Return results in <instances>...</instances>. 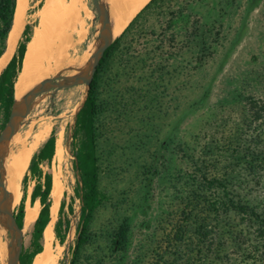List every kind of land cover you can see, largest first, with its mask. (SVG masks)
<instances>
[{"label": "rangeland", "instance_id": "obj_1", "mask_svg": "<svg viewBox=\"0 0 264 264\" xmlns=\"http://www.w3.org/2000/svg\"><path fill=\"white\" fill-rule=\"evenodd\" d=\"M190 1L193 3L190 12L198 9L204 13L203 21L215 20L216 27L220 28L213 32L218 33L219 44L201 68L193 69V49H149L150 38L142 35L132 45L133 54L165 50L176 55L166 61L163 73L155 71L151 77L149 69L141 67L140 62L138 65L131 60L123 68L116 61L100 87V188L105 197L92 230L100 233L121 215L129 217L134 234L130 260L135 256L138 242L154 235L162 213L174 207L172 190L165 177L141 180L138 167L152 161L153 153L156 163L170 159L173 165L184 167L186 160L176 151L177 142L203 144L214 138L218 146L231 147L255 140L253 144L264 149V110L255 120V107L250 104L251 100L264 104V0ZM50 2L52 0H29L23 28L31 24L32 33L39 28V14ZM65 3L70 2L65 0ZM71 8L70 18L65 16L57 27L45 33L53 49H49L44 78L72 72L96 39L98 20L92 0H77ZM160 38L163 32L158 30L155 39ZM84 94V84L50 90L25 115L9 147L30 143L42 126L47 130L38 148L52 129L56 142L61 143L62 157L58 158L54 152L50 164H40L42 174L50 172L52 184L57 182L58 186L57 196L50 194L57 208L52 222L49 221L53 249L59 255L58 264L69 262L79 217L80 201L75 199L74 213L69 215L70 229L64 243L60 244L54 236L53 225L61 199L70 203L78 180L70 143ZM2 124L0 113V130ZM43 179V175L38 180L28 176L25 206L31 203L33 186L37 181L43 183ZM17 207L13 213L17 212ZM31 229L32 226L21 240L24 249L29 248ZM160 232L157 230L151 238L159 240ZM0 239V264H9L1 243L2 234ZM160 242L163 247L165 242Z\"/></svg>", "mask_w": 264, "mask_h": 264}, {"label": "trees", "instance_id": "obj_2", "mask_svg": "<svg viewBox=\"0 0 264 264\" xmlns=\"http://www.w3.org/2000/svg\"><path fill=\"white\" fill-rule=\"evenodd\" d=\"M192 5L190 0H148L106 48L97 65L84 103L76 113L70 143L78 180L70 203L61 199L53 225L55 238L63 244L70 229L69 215L74 213L73 202L79 199L68 264H264V149L255 145V140L231 147L218 146L214 138L203 144L177 142L176 151L186 160V166L173 165L170 159L156 163L154 153L152 161L140 165L138 171L144 182L165 177L174 207L163 212L157 223L154 235L161 230V238L152 235L139 241L132 260L129 253L134 234L129 217L121 215L100 233L92 230L105 197L100 188L101 84L116 61L123 68L131 60L138 65L140 62L151 77L155 71L163 73L166 61L176 55L165 50L133 54L132 45L142 35L150 38L149 49H193V69L201 68L219 44L218 33L213 32L220 28L215 20L203 21L204 13L198 9L190 12ZM15 7L16 0H0V57L7 49ZM158 30L163 38L155 39ZM32 31L31 24L24 26L15 51L0 72L1 128L14 103V85ZM250 102L257 120L264 104ZM55 142L52 129L33 153L22 177V198L14 213L19 228L23 226L28 176L38 180L43 175L44 179L43 183L37 181L30 193L31 204L38 201L40 207L32 223L29 248H22L20 254L21 264H32L43 249V231L51 219L52 175L42 174L40 164H50ZM160 241L165 242L163 247Z\"/></svg>", "mask_w": 264, "mask_h": 264}, {"label": "bare ground", "instance_id": "obj_3", "mask_svg": "<svg viewBox=\"0 0 264 264\" xmlns=\"http://www.w3.org/2000/svg\"><path fill=\"white\" fill-rule=\"evenodd\" d=\"M29 0H16V7L14 11L13 26L7 37V49L5 53L0 57V71L9 60L10 55L16 44V41L23 29L24 15L26 6ZM77 0H69V4L65 3V0H52L50 4L46 5V8L39 14L40 24L31 35L29 42L26 45L24 53L22 68L19 72L14 85V97L15 100H19L27 90H30L34 86L43 81L45 76V65L50 58L49 49H53L47 43L45 33L51 31L52 28L57 27L62 19L66 16L70 18L71 7L74 6ZM109 9L110 26L113 36L122 31L128 24L130 19L137 13V11L148 0H106ZM89 52V51H88ZM79 61L78 68L87 67L90 63L89 53H85ZM3 66V67H2ZM47 127H43L38 134L32 139L30 143L21 142L12 148H9L4 158L5 166V188L7 194L11 200V210L15 212L16 206H18L20 199L22 198V177L27 170L30 159L34 151L38 148L39 144L43 140L42 135L45 133ZM17 142V141H16ZM14 145V144H13ZM55 155L58 158L62 157V148L60 141L56 142ZM57 183V182H56ZM56 183L52 184L51 195L57 196L58 186ZM39 204H29L25 206V214L23 220V226L17 231V235L21 240L32 226L33 221L36 219ZM57 208L56 200L52 203L50 210L52 222L55 211ZM51 223L45 227L43 231V249L36 254L33 258L32 264H58L57 252H54L52 243V233L50 230ZM2 234L1 225V201H0V237ZM1 240V239H0ZM1 245V244H0ZM5 251V249L3 248ZM59 252V251H58Z\"/></svg>", "mask_w": 264, "mask_h": 264}, {"label": "water", "instance_id": "obj_4", "mask_svg": "<svg viewBox=\"0 0 264 264\" xmlns=\"http://www.w3.org/2000/svg\"><path fill=\"white\" fill-rule=\"evenodd\" d=\"M92 4L97 14L98 33L89 51V65L84 68L77 67L66 75L57 74L52 77H47L38 85L28 90L19 100H15L14 98V103L7 120L0 130V201L3 239L1 243L9 257V264H21L20 254L22 245L21 238L17 235V231L20 228L16 224L14 213L11 210V200L5 188L4 158L25 115L31 111L41 99L49 94L50 90L65 89L84 84L85 100L90 82L93 79L97 65L104 51L121 32L120 31L114 36L112 34L108 3L106 0H92Z\"/></svg>", "mask_w": 264, "mask_h": 264}]
</instances>
